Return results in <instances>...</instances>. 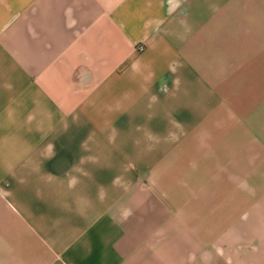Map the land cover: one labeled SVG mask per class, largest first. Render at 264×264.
I'll return each instance as SVG.
<instances>
[{
    "label": "crops",
    "instance_id": "0c3cea01",
    "mask_svg": "<svg viewBox=\"0 0 264 264\" xmlns=\"http://www.w3.org/2000/svg\"><path fill=\"white\" fill-rule=\"evenodd\" d=\"M0 264H264V0H0Z\"/></svg>",
    "mask_w": 264,
    "mask_h": 264
},
{
    "label": "built area",
    "instance_id": "2783aa9c",
    "mask_svg": "<svg viewBox=\"0 0 264 264\" xmlns=\"http://www.w3.org/2000/svg\"><path fill=\"white\" fill-rule=\"evenodd\" d=\"M139 50L142 51L143 50V47H140Z\"/></svg>",
    "mask_w": 264,
    "mask_h": 264
}]
</instances>
